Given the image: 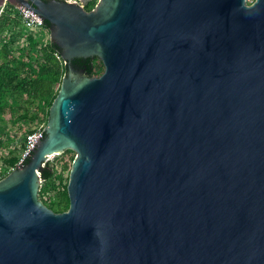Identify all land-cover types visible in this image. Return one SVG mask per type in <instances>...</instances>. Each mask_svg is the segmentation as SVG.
<instances>
[{
  "label": "water",
  "instance_id": "95a60500",
  "mask_svg": "<svg viewBox=\"0 0 264 264\" xmlns=\"http://www.w3.org/2000/svg\"><path fill=\"white\" fill-rule=\"evenodd\" d=\"M67 69L44 136L0 179V264H264V0H0ZM97 56L88 76L72 59ZM75 156L69 206L40 171Z\"/></svg>",
  "mask_w": 264,
  "mask_h": 264
},
{
  "label": "trees",
  "instance_id": "16d2710c",
  "mask_svg": "<svg viewBox=\"0 0 264 264\" xmlns=\"http://www.w3.org/2000/svg\"><path fill=\"white\" fill-rule=\"evenodd\" d=\"M91 4V0H88L86 9H90ZM44 24L49 28L46 20ZM57 50L54 42H43L36 32L25 28L14 5L6 3L0 14V120L6 112L11 114L12 111L21 112L31 121L37 114L45 113L47 118L67 69L66 64L56 60L54 52ZM72 64L84 69L88 76L100 75L95 69L102 64L97 56L74 58ZM32 104L35 106L30 111ZM29 156L25 157L23 164ZM74 156V151L66 149L47 160L40 171L42 181L38 197L55 212L64 211L69 206L67 181ZM17 161L18 157L15 156L5 159L9 169L14 168ZM6 174L1 173L0 179Z\"/></svg>",
  "mask_w": 264,
  "mask_h": 264
},
{
  "label": "rangeland",
  "instance_id": "374dc122",
  "mask_svg": "<svg viewBox=\"0 0 264 264\" xmlns=\"http://www.w3.org/2000/svg\"><path fill=\"white\" fill-rule=\"evenodd\" d=\"M252 2L253 0H246V4H250ZM44 38L47 40L50 39L49 32L44 34ZM15 48L12 49L14 50ZM95 69L98 74H101L103 71V64H101L99 68ZM34 106L35 105L32 104L29 110L33 111ZM3 116V119L0 120V143L2 144V148L0 149V174L3 172L8 173L11 170L7 167L5 159L10 156H15L18 157L19 161L22 157L25 151V134L30 129L36 128L39 125L44 126L47 119H45V113L39 116L37 114V117L32 121L29 118L24 117L21 112L12 111L11 114L6 112ZM54 156H51L49 159H52ZM7 168L9 170L8 172L6 171Z\"/></svg>",
  "mask_w": 264,
  "mask_h": 264
},
{
  "label": "built area",
  "instance_id": "2783aa9c",
  "mask_svg": "<svg viewBox=\"0 0 264 264\" xmlns=\"http://www.w3.org/2000/svg\"><path fill=\"white\" fill-rule=\"evenodd\" d=\"M69 2H77L86 8L88 0H65ZM99 0H91V8H93ZM8 1H4L0 4V14L3 12L4 8L6 7V3ZM19 18L21 19V23L23 26L33 32H36L39 35V38L43 40V42H47L48 40L44 38V34L49 32V28H47L44 24V19L40 17L37 13H35L32 9L27 8L23 5H14ZM54 56L56 60H58L61 64H66L64 59L62 58L60 52L57 50L54 52ZM45 126V125H44ZM44 126L39 125L36 128L29 130L25 136V151L19 161L16 163L17 165L23 164V160L25 157L30 155L31 151L36 147V144L40 139L44 136Z\"/></svg>",
  "mask_w": 264,
  "mask_h": 264
}]
</instances>
